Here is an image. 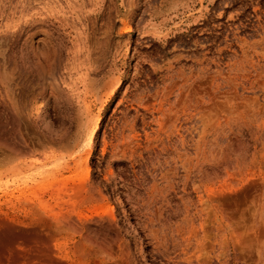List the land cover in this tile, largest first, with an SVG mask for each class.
Here are the masks:
<instances>
[{"label": "rangeland", "instance_id": "374dc122", "mask_svg": "<svg viewBox=\"0 0 264 264\" xmlns=\"http://www.w3.org/2000/svg\"><path fill=\"white\" fill-rule=\"evenodd\" d=\"M0 216V264H264V0H0Z\"/></svg>", "mask_w": 264, "mask_h": 264}, {"label": "bare ground", "instance_id": "6f19581e", "mask_svg": "<svg viewBox=\"0 0 264 264\" xmlns=\"http://www.w3.org/2000/svg\"><path fill=\"white\" fill-rule=\"evenodd\" d=\"M1 216H5V213H1ZM1 216H0V228H2V229H0V254H3V253H5L7 250V248H8V246H12V248H13V243L15 242L14 240H16L17 239V237L16 236H19L18 234H17V232L15 231V228H13L12 226H10V225H8L6 222H4L3 221V219L1 218ZM16 218V217H15ZM4 219H5V217H4ZM7 220V219H6ZM9 220H12V219H9ZM38 228V227H37ZM36 229V228H35ZM39 230V229H38ZM13 231H15L16 232V236L14 235V236H10V235H8L7 233H9V234H11ZM6 232V233H5ZM15 232H13V233H15ZM24 233V232H23ZM30 233H31V231H30ZM20 234V236L22 237V235H21V232L19 233ZM35 234V233H34ZM33 234V235H34ZM32 235V234H31ZM32 235V236H33ZM38 235H39V233H38ZM36 236V235H35ZM23 237H24V235H23ZM16 243V242H15ZM11 248V247H10ZM38 254H40V252H38ZM18 256V255H17ZM34 256H35V253L33 252V253H30V254H28L27 255V259H28V261L29 260H32L33 258H34ZM20 256H18V258H19Z\"/></svg>", "mask_w": 264, "mask_h": 264}, {"label": "crops", "instance_id": "0c3cea01", "mask_svg": "<svg viewBox=\"0 0 264 264\" xmlns=\"http://www.w3.org/2000/svg\"><path fill=\"white\" fill-rule=\"evenodd\" d=\"M157 28V25H155V24H150V29L151 30H154V29H156Z\"/></svg>", "mask_w": 264, "mask_h": 264}]
</instances>
